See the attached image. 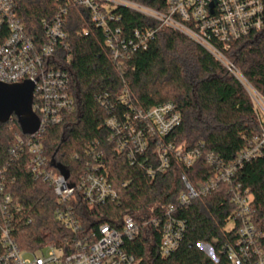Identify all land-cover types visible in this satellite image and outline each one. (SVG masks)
<instances>
[{
	"label": "trees",
	"instance_id": "1",
	"mask_svg": "<svg viewBox=\"0 0 264 264\" xmlns=\"http://www.w3.org/2000/svg\"><path fill=\"white\" fill-rule=\"evenodd\" d=\"M13 1L27 34L42 42V23L51 20L64 3ZM129 1L161 13L168 9L167 0ZM113 12L120 17L117 26L125 37H131L136 29H157L156 35L147 50L134 53L118 66L89 12L68 6L64 32L72 59L66 64L65 52L57 49V54L59 68L70 75L75 105L64 114L61 124L45 130L42 139L45 155L64 166L72 178L79 179L88 160L89 143L98 140L105 149L107 131L103 124L111 115L100 108L96 97L106 93L115 102L126 87L135 106L143 109L163 103L176 106L181 122L168 140L177 147L187 151L203 144L202 153H213L230 163L247 143L246 139L253 132H260L252 100L242 84L203 47L178 31L159 29L155 21L127 8L117 7ZM83 28L88 30L87 36H82ZM223 55L264 98V27L232 42ZM14 134L24 136L12 116L7 123L0 124V171L8 167L0 183L11 197V239L19 250L36 253L48 243L60 244L67 231L55 220L58 205L52 189L31 174L29 155L24 153L18 160H11L9 151L15 144ZM104 161L108 181L119 198L83 213L87 227L106 222L118 228L126 215L136 221L162 218L172 208L187 225L178 250L162 258L158 253L159 236L151 228H145L136 239L124 243L125 252L134 257L135 264H213L198 248L199 244L211 243H215L219 264H227L225 255L219 251L226 243L234 246L237 239L236 228L226 230L235 211L228 187L221 185L214 193L179 206L180 194L185 191L182 176L197 188L213 175L203 157L188 168L171 160L169 168L154 179L147 176L144 168L131 166L123 154L105 149ZM236 180L250 191L252 224L262 236L259 242L264 246V150L260 158L244 165ZM1 200L0 197V204ZM243 264H252V260Z\"/></svg>",
	"mask_w": 264,
	"mask_h": 264
},
{
	"label": "built area",
	"instance_id": "2",
	"mask_svg": "<svg viewBox=\"0 0 264 264\" xmlns=\"http://www.w3.org/2000/svg\"><path fill=\"white\" fill-rule=\"evenodd\" d=\"M58 1V0H55ZM55 16L42 23L44 40L29 36L18 19L13 0H0V83L13 85L29 81L33 84L32 110L38 121L33 134H14L15 144L10 149L11 160L29 155V166L34 179L48 185L56 197L58 208L54 216L67 231L60 244H46L36 253L21 251L11 239L9 213L11 197L0 183V264H135L134 257L124 250L125 241H133L145 228H151L159 236L158 253L162 258L174 254L187 230L186 222L176 217L175 209H169L162 218L136 221L132 216L122 218L118 228L106 222L87 227L84 214L95 207L118 200V193L108 181L104 152L123 154L131 166L144 168L147 176L154 179L164 173L171 160L191 167L200 157L213 169V175L194 188L182 176L185 191L180 194L179 206L210 195L221 185L228 187L231 203L235 207L231 218L235 230L234 246L226 243L219 251L227 264H264V246L260 233L252 224L254 210L249 189L237 182V174L245 164L261 157L264 150V98L246 82L235 67L223 55L231 43L264 27L263 0H167L168 9L161 13L129 0H63ZM87 10L96 28L101 30L105 48L113 62L121 65L138 52L145 51L154 39L157 29L134 30L125 37L117 26L120 17L113 11L127 8L155 21L158 28H169L183 34L203 47L220 62L244 87L252 100L260 132L252 133L244 147L228 164L213 153H202L204 145L192 150L177 147L168 137L181 122V114L172 103L143 109L132 104L129 92L123 88L112 102L108 94L98 95L96 102L111 115L105 120V149L100 141L92 140L86 153L84 170L79 179H64L51 165L43 150L42 139L48 126H57L64 114L71 112L75 101L70 91V75L58 66L57 49L65 52V63L72 54L64 32L68 6ZM88 30L82 29V36ZM124 108V109H123ZM123 109V110H120ZM5 166L0 171L4 180ZM16 212L19 208L14 209ZM121 225V226H120ZM231 229V230H232ZM198 248L219 264L215 243L199 244ZM39 253V254H38ZM25 255L32 256L25 258Z\"/></svg>",
	"mask_w": 264,
	"mask_h": 264
},
{
	"label": "water",
	"instance_id": "3",
	"mask_svg": "<svg viewBox=\"0 0 264 264\" xmlns=\"http://www.w3.org/2000/svg\"><path fill=\"white\" fill-rule=\"evenodd\" d=\"M33 84L29 81L7 85L0 83V124H5L14 116L23 135L33 134L38 121L32 110ZM52 167L66 180L68 170L51 159ZM202 250V249H201Z\"/></svg>",
	"mask_w": 264,
	"mask_h": 264
},
{
	"label": "rangeland",
	"instance_id": "4",
	"mask_svg": "<svg viewBox=\"0 0 264 264\" xmlns=\"http://www.w3.org/2000/svg\"><path fill=\"white\" fill-rule=\"evenodd\" d=\"M232 228H233V223H232V222H229V223L227 224V226H226V230H231ZM42 251L45 252V249L42 250ZM38 254H39V253H38ZM24 257L27 259V258H31L32 256H30V255H25Z\"/></svg>",
	"mask_w": 264,
	"mask_h": 264
}]
</instances>
